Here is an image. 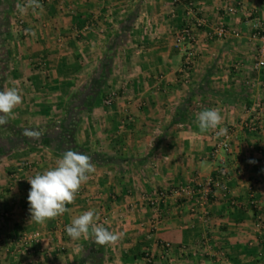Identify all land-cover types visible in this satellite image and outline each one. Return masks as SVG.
<instances>
[{
    "label": "crops",
    "instance_id": "0c3cea01",
    "mask_svg": "<svg viewBox=\"0 0 264 264\" xmlns=\"http://www.w3.org/2000/svg\"><path fill=\"white\" fill-rule=\"evenodd\" d=\"M17 3L25 0H0L9 35L3 90L23 96L7 120L43 131L80 101L74 151L91 156L95 172L68 212L37 224L27 180L63 153L40 142L0 157V264H264V71L251 69L264 0H46L25 14ZM220 21L225 36L209 38ZM183 28L190 43L179 39ZM208 108L220 109L230 132L225 151L212 152L219 128L198 130ZM90 209L124 233L96 263L86 254L95 238L65 231ZM34 233L27 254L17 240Z\"/></svg>",
    "mask_w": 264,
    "mask_h": 264
},
{
    "label": "clouds",
    "instance_id": "9594fccd",
    "mask_svg": "<svg viewBox=\"0 0 264 264\" xmlns=\"http://www.w3.org/2000/svg\"><path fill=\"white\" fill-rule=\"evenodd\" d=\"M16 8L20 14H25L29 9L35 12L42 9L39 0H25L17 3ZM23 102L21 91L17 87L0 90V124H5L8 117L14 115L13 110ZM223 117L219 108H208L197 114L196 122L200 133L215 131L217 137L227 135V128L220 127ZM25 135L39 138V132L27 131ZM249 163H255L250 160ZM95 172L92 157L78 151L67 150L62 158L56 161V166L43 173H37L27 180L30 184L27 201L31 221L44 224L55 219L69 209L66 205L74 203L81 186L86 183ZM100 221V213L90 209L74 217L65 231L72 240L88 237L95 238V243L100 246L115 245L124 236L123 232L108 230Z\"/></svg>",
    "mask_w": 264,
    "mask_h": 264
},
{
    "label": "trees",
    "instance_id": "16d2710c",
    "mask_svg": "<svg viewBox=\"0 0 264 264\" xmlns=\"http://www.w3.org/2000/svg\"><path fill=\"white\" fill-rule=\"evenodd\" d=\"M2 21L0 22V90H3V81H4V72L6 69V51L4 50L5 41L9 37L7 31L4 27H6L5 20L6 18L3 16ZM3 27V29H2ZM120 37V36H119ZM107 73V66L103 65L99 68V71L94 72L92 75V83L89 88V97L87 102L90 104L93 100V97L97 93V86L95 85L96 78H101L104 74ZM78 102V101H77ZM80 102V101H79ZM79 102L74 108L76 111H72L73 109L69 107L66 111L65 120L61 121L58 124L50 123L48 124L43 131H39L38 128H26V127H18L15 124L11 123L9 120L5 124H0V157L8 154L10 151L31 146L37 143H47L50 145L54 144L56 150L60 153H64L65 151L71 149L75 150L73 145V133L74 127L76 124V115L78 111L81 109V105ZM84 104V103H83ZM82 104V105H83ZM79 105V106H78ZM33 131L39 132L41 135L39 138H33L25 135V132ZM102 246L92 242V246H88L86 249V254L95 260L94 255L100 253ZM93 250V254L90 251ZM91 255V256H90ZM96 263V260H95Z\"/></svg>",
    "mask_w": 264,
    "mask_h": 264
},
{
    "label": "built area",
    "instance_id": "2783aa9c",
    "mask_svg": "<svg viewBox=\"0 0 264 264\" xmlns=\"http://www.w3.org/2000/svg\"><path fill=\"white\" fill-rule=\"evenodd\" d=\"M45 1L46 0H39V3L42 4ZM252 27H253V30L255 31L253 36L256 38L258 45L256 48L255 59L251 63V69L255 72L264 71V20L261 25L254 24ZM188 32L189 31L187 28H183L181 30L182 35L179 37V39L180 40L186 39L187 43H190L191 40H190V37H188ZM225 34H226V29L224 28V25L221 21L216 22L213 26H211L207 33L209 38H215V39H221L225 36ZM184 52H185L184 58L179 68V72H181L182 74H186L188 72L190 65L192 63V60H193L192 46L185 49ZM260 85L264 87V79L262 80ZM109 102H110L109 98L104 100L105 104H109ZM248 128L250 130H253L254 126L251 125V126H248ZM229 140H230V132L227 131V135L221 136V138L214 143L212 147V152L215 153L218 150H224V151L227 150L229 147ZM176 191L187 193L188 190L185 187H178ZM163 196H164L163 191H158L156 194L157 198H162ZM248 205L252 209H255L254 201L251 198H249ZM37 240H38V235L34 233L28 236H22L21 238H18L17 242L21 243L22 247H24V250L27 252V254H31L32 249L30 248L32 246L29 248L28 244L30 243L31 245H35ZM167 246H168L167 243H162V247L164 249L167 248ZM30 256L33 257L32 255ZM28 264H33V261L28 260Z\"/></svg>",
    "mask_w": 264,
    "mask_h": 264
}]
</instances>
